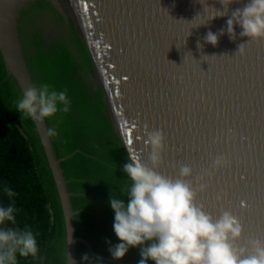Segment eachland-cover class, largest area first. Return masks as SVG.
<instances>
[{"label":"water","instance_id":"water-1","mask_svg":"<svg viewBox=\"0 0 264 264\" xmlns=\"http://www.w3.org/2000/svg\"><path fill=\"white\" fill-rule=\"evenodd\" d=\"M249 2L210 20L224 11L219 0H0V59L18 97L47 85L69 100L67 112L23 127L60 215L50 264H138L139 247L120 260L109 252L120 243L110 196L127 202L123 165L130 155L147 160L145 129L164 134V175L188 165L187 179L207 185L197 204L214 218L239 217L249 254L251 240L264 241V39L241 37L239 25L235 40L226 32ZM218 156L223 167L213 166Z\"/></svg>","mask_w":264,"mask_h":264},{"label":"clouds","instance_id":"clouds-1","mask_svg":"<svg viewBox=\"0 0 264 264\" xmlns=\"http://www.w3.org/2000/svg\"><path fill=\"white\" fill-rule=\"evenodd\" d=\"M233 2L219 0L224 11L216 10L210 20L227 15ZM235 25L242 28L241 37L264 39V0H250L231 13L226 22L231 40L236 39ZM224 33L225 29H220L219 35ZM218 39L212 31L204 37L205 42L213 46L218 44ZM245 44L238 45L237 53L243 54ZM197 47H202L199 42ZM12 104L21 118H31L37 124L58 111L69 110L66 93L50 91L47 85L29 88L22 98L13 99ZM47 135L55 137L57 133L49 128ZM145 135L144 143L151 149L147 160L130 155L129 162L123 165V172L131 181L125 189L127 202L110 196L115 213L113 230L120 241L109 247L112 257L123 259L130 248L139 247L138 264H148L149 260L154 264H264V241L251 240L250 254L246 247L240 246L243 225L239 217L223 211L214 218L206 212L197 204V195L207 185L199 183L196 187L187 179L192 175L188 165H181L175 178L164 175L159 170L163 162L164 134L161 130L149 132L145 129ZM225 162L226 157L218 156L213 166L223 167ZM3 192L11 202L0 204V264H17V253L24 258L37 256V241L30 229L6 226V222L16 223L17 209L12 200L16 193L8 186ZM83 260H89L87 254Z\"/></svg>","mask_w":264,"mask_h":264},{"label":"trees","instance_id":"trees-1","mask_svg":"<svg viewBox=\"0 0 264 264\" xmlns=\"http://www.w3.org/2000/svg\"><path fill=\"white\" fill-rule=\"evenodd\" d=\"M18 89L5 77L0 59V204L11 201L3 188L16 195V223L6 226L30 229L37 241L35 258L19 256L17 264H50L52 241L58 233L60 215L50 188L51 177L33 134L23 128L29 118H21L12 104Z\"/></svg>","mask_w":264,"mask_h":264},{"label":"snow or ice","instance_id":"snow-or-ice-1","mask_svg":"<svg viewBox=\"0 0 264 264\" xmlns=\"http://www.w3.org/2000/svg\"><path fill=\"white\" fill-rule=\"evenodd\" d=\"M85 10H87V6L85 5ZM129 143H132V141L130 140ZM244 202H242L243 204ZM210 214V213H209Z\"/></svg>","mask_w":264,"mask_h":264}]
</instances>
